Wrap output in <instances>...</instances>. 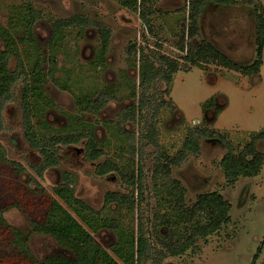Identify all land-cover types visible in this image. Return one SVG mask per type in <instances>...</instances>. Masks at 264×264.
<instances>
[{
	"label": "rangeland",
	"instance_id": "374dc122",
	"mask_svg": "<svg viewBox=\"0 0 264 264\" xmlns=\"http://www.w3.org/2000/svg\"><path fill=\"white\" fill-rule=\"evenodd\" d=\"M189 1L30 0L40 13L39 20L32 25L29 3L0 0V50L9 52L11 70L25 71L31 81L27 94L22 91V84L15 89V99L5 111L6 130L0 134L7 158L19 162L29 172L19 175L0 159V210L9 225L28 236L27 249H20L14 244V236L0 227V243H4L0 264H36L35 261L53 256H73L53 237L33 231L44 222L54 200L75 216L76 210L85 209L98 218L101 222H97L92 234L119 264L130 263L140 216L152 219L158 209L161 214L175 213L164 201L171 198L165 179L157 183L152 179L155 149L149 146L142 153L139 145L134 148L117 126L120 112L134 104L141 92L139 51L160 52L182 64L174 76L170 96L164 98L173 107L164 108L159 117L160 144L165 155L177 156L189 130L196 127H209L223 134L236 154L242 152L253 136L264 131V52L260 73L251 77L213 63L192 66L184 62L186 53L178 45L187 27ZM258 1L264 6V0ZM148 12H152L149 23L142 18ZM74 16L109 27L112 34L107 47L96 28L54 27L55 22ZM201 28L198 45L203 39L211 41L243 66L258 59L254 6L210 5ZM134 46L136 53L131 51ZM165 89L164 83L158 87L159 92ZM100 95L108 98L106 107L100 113H89L86 106ZM22 101L29 107L39 138L88 134L119 167V173L99 177L96 167L105 159L88 161L82 144L77 150L61 148L60 166L49 170L44 180L35 177L30 165L41 164L43 159L25 141ZM125 129L141 133V128L133 124ZM200 143L198 157L191 154L182 168L172 167L173 179L185 185L189 206L202 193L223 194L232 204L230 222L207 240H198L197 250L168 256L163 264H264V165L258 176L241 177L233 188L229 187L221 167L227 154L225 145L205 139H200ZM257 147L264 153V141ZM141 165L147 189L139 212L117 204L104 209L108 192H129L124 177L138 175ZM64 172L72 174L76 181L70 186L74 188L72 204L76 210L72 204L68 207L57 191L65 187ZM32 176L39 185L31 181ZM167 233V228L160 229L161 236ZM155 237L152 241L162 250ZM257 254L259 257L254 261Z\"/></svg>",
	"mask_w": 264,
	"mask_h": 264
},
{
	"label": "trees",
	"instance_id": "16d2710c",
	"mask_svg": "<svg viewBox=\"0 0 264 264\" xmlns=\"http://www.w3.org/2000/svg\"><path fill=\"white\" fill-rule=\"evenodd\" d=\"M24 1L29 3V0ZM244 3L255 7L256 35L259 44L258 59L250 66L236 63L211 41L203 39L199 45L196 41L201 38L203 15L208 6L235 7ZM188 6L190 10L187 27L183 30L178 45L180 51L186 53L182 58L184 62L190 63L192 66L213 63L249 77L260 73L264 52V6L258 0H190ZM30 13L32 25H34L40 14L33 9L31 4ZM150 15H152V12L143 14L142 18L149 23ZM77 25L97 28L104 47H107L112 32L109 27L102 23L83 16H74L54 23L56 29ZM193 42L195 44H192ZM131 51L136 53V47H132ZM139 52L141 55L139 71L141 92L134 104L120 112L117 126L134 148L139 145L138 148L142 153L145 152L147 147L153 146L155 151L152 155L156 159V165L152 179L156 183L161 179H165L166 192L171 198H165L164 201L169 203L175 213L161 214L160 209H158L152 219L146 218L145 220L143 216H140L133 254L129 264H147L149 261H152L153 264H163L168 256H180L188 250H197L198 240H207L228 225L232 210V204L224 198L223 194L216 191L198 195L195 204L189 206L186 200L187 189L181 181L173 179L172 167L182 168L188 162L191 154L198 157L201 151L200 139L220 141L227 149V154L221 160V167L224 170L227 185L233 188L241 177L251 178L260 174L264 165V153L260 152L257 146L260 141H264V131L253 136L252 141L242 152L236 154L232 144L223 134L209 127H196L189 130L183 150L177 156L165 155L160 144L159 117L164 108L173 107L172 103L164 100V98L170 96L174 76L181 70L182 64L180 60L162 55L160 52L149 54H145L144 51ZM9 64L10 54L0 50V75L2 77V82H0V134L6 130L4 112L6 107L15 99L17 86L20 87L22 84V91L26 94L31 90V81L26 72L19 68L11 70ZM161 83L166 85V89L159 92L158 87ZM152 91L153 94H150ZM21 103L25 141L43 159L41 164L30 165L31 171L36 175L35 177L44 180L49 170L60 166L61 148H74L77 150V147L82 144H84V153L87 160L98 162L102 158L105 159L96 168L99 177L102 178L110 173H119V167L111 162L108 154L100 149L96 141L88 134L62 135L50 140L39 138L33 127V119L28 105L24 101ZM107 103L108 98L100 95L86 106V110L89 113L97 114L106 107ZM129 124L141 128V133L137 135L136 131H127L125 126ZM0 159L5 163H9L19 175L29 173L22 164L7 158L6 150L1 142ZM35 177L32 176L31 181L39 185ZM63 180L65 187L62 188V186L57 191L58 194L62 195L61 197L64 196L62 198L64 203L71 207L74 188H70V186L74 185L76 181L73 175L68 172L63 173ZM124 181L129 192L127 194L108 192L105 196L103 208L109 209L112 205L117 204L139 212L147 189L144 185L142 165L139 168L138 175L124 177ZM156 197H159V194ZM76 203L84 207L82 202L77 200ZM72 207L76 210L73 204ZM75 212L77 216L70 213L57 200H54L44 222L37 224L33 230L53 237L73 256H53L35 261V263L119 264L117 259L96 242L92 234L98 226L97 222L101 221L98 218L95 219L85 209L82 211L76 210ZM0 227L6 230V233L10 232L9 234L15 238H13L14 244L26 251L28 236L15 230L7 223L3 210H0ZM161 228H167L168 233L161 236ZM2 235H5V231ZM153 236H156L155 239L162 246V250L152 241ZM2 246L4 247V243H0V250ZM27 255L30 256L29 251H27ZM258 257L257 254L254 261H257Z\"/></svg>",
	"mask_w": 264,
	"mask_h": 264
},
{
	"label": "flooded vegetation",
	"instance_id": "af4514ba",
	"mask_svg": "<svg viewBox=\"0 0 264 264\" xmlns=\"http://www.w3.org/2000/svg\"><path fill=\"white\" fill-rule=\"evenodd\" d=\"M29 4H31V2H30V0H29ZM31 6H32V4H31ZM33 7V6H32ZM33 9H35L34 7H33ZM36 10V9H35ZM38 11V10H37ZM39 12V11H38ZM40 14V13H39ZM40 18V17H39ZM39 20V19H38ZM37 20V21H38ZM92 20V19H91ZM97 22V21H96ZM37 23V22H36ZM35 23V24H36ZM34 24V25H35ZM89 28H95V27H89ZM97 29V28H96ZM98 30V29H97ZM112 32V31H111ZM112 34V33H111ZM111 39V38H110ZM1 51H3V52H7V51H5V50H1ZM7 53H9V52H7ZM10 61H11V57H10ZM9 66H10V64H9ZM17 69V68H16ZM19 87V85L17 86V88ZM16 88V89H17ZM7 108V107H6ZM5 111H6V109H5ZM4 118H5V112H4ZM5 127H6V123H5ZM22 129H23V114H22ZM23 135H24V130H23ZM83 151H84V148H83ZM84 155H85V153H84ZM86 157V156H85ZM89 161V160H88ZM90 162H92V161H90ZM94 163V162H93ZM97 168V167H96ZM111 174V173H110ZM110 174H108V175H110ZM107 175V176H108ZM74 177V176H73ZM104 177H106V176H104Z\"/></svg>",
	"mask_w": 264,
	"mask_h": 264
}]
</instances>
